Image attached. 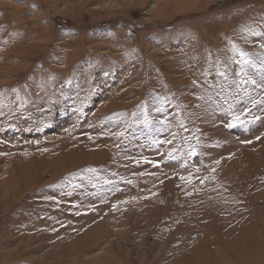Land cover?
<instances>
[{"label":"rangeland","instance_id":"obj_1","mask_svg":"<svg viewBox=\"0 0 264 264\" xmlns=\"http://www.w3.org/2000/svg\"><path fill=\"white\" fill-rule=\"evenodd\" d=\"M0 264H264V0H0Z\"/></svg>","mask_w":264,"mask_h":264},{"label":"snow or ice","instance_id":"obj_2","mask_svg":"<svg viewBox=\"0 0 264 264\" xmlns=\"http://www.w3.org/2000/svg\"><path fill=\"white\" fill-rule=\"evenodd\" d=\"M239 54H240L241 57H246L247 56V54L242 52V51ZM229 126H231V125H229Z\"/></svg>","mask_w":264,"mask_h":264}]
</instances>
